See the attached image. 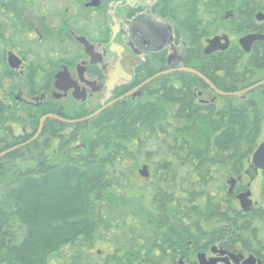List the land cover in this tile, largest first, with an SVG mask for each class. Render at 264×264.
Returning <instances> with one entry per match:
<instances>
[{
	"label": "trees",
	"instance_id": "16d2710c",
	"mask_svg": "<svg viewBox=\"0 0 264 264\" xmlns=\"http://www.w3.org/2000/svg\"><path fill=\"white\" fill-rule=\"evenodd\" d=\"M21 1L0 0V15H19ZM173 2L190 30L214 15L218 31L241 28L237 19L221 24L220 16L229 12L250 20L264 13V0ZM29 14L35 15L33 9ZM226 58L214 62L212 72L224 71L222 83L235 87L244 75L229 62L232 54ZM5 59L0 46V155L7 152L0 157V264H130L129 256L118 260L119 253L170 243L176 233L164 227L187 220L190 235H198L203 215L196 205L208 203L214 216H226V173H242L261 134L245 108L229 105L216 120H198L189 89L194 80L185 73L183 89L169 86L154 103L118 104L76 127L47 119L38 134L44 113L16 101L21 79ZM254 68L264 69L263 48L255 47L249 60V73ZM18 126L31 132H18ZM144 167L151 181L141 179Z\"/></svg>",
	"mask_w": 264,
	"mask_h": 264
},
{
	"label": "flooded vegetation",
	"instance_id": "af4514ba",
	"mask_svg": "<svg viewBox=\"0 0 264 264\" xmlns=\"http://www.w3.org/2000/svg\"><path fill=\"white\" fill-rule=\"evenodd\" d=\"M25 1H21L19 15H0V22H6L10 30L7 37L0 34V46L6 50L7 66L21 79L14 98L43 111L42 118L55 115L70 122L83 120L64 123L76 127L118 104L154 103L169 86L183 89L184 74L188 73L183 69H192L202 76L188 73L194 80L189 89L198 120H216L218 113L231 105L239 111L245 108L251 123L258 121L263 132L260 100H264V69L254 68L251 74L248 64L255 47L264 50V39L253 42L249 51L248 44L242 42L252 36L264 37V18L258 13L250 20L229 12L220 16L221 24L237 19L241 28L218 31L214 15L213 21L203 19L202 25L198 22L190 30L185 25L186 14L173 0H99L94 6L95 0H40L36 5ZM30 9L35 15L29 14ZM217 38L220 42L213 50L211 43ZM84 41L92 46L94 56ZM12 54L20 60L18 70L10 66ZM231 54L234 60L229 62L244 75L235 87L230 81L222 83L224 71L212 72L214 62L224 64ZM41 65L47 68L41 70ZM117 69L123 75L112 80L109 72ZM35 72L42 80L36 81ZM253 87L248 93L232 96ZM4 99L9 104V97ZM163 106L172 108L167 101ZM17 130L30 131L20 126ZM253 155L246 159L239 176L226 173L229 181L222 203L226 216H214L208 203L196 205L203 215L198 235H190V223L183 220L182 226L164 227L166 233H176L167 238L170 243L153 242L144 251L119 253L118 260L129 256L130 264H264V170H256ZM151 177L152 173L146 180ZM256 180L260 182V201L251 189Z\"/></svg>",
	"mask_w": 264,
	"mask_h": 264
},
{
	"label": "water",
	"instance_id": "95a60500",
	"mask_svg": "<svg viewBox=\"0 0 264 264\" xmlns=\"http://www.w3.org/2000/svg\"><path fill=\"white\" fill-rule=\"evenodd\" d=\"M96 1H99V0H95L92 4H91V6H94V5H97V3H95ZM128 1V3H137L139 0H127ZM259 15H261L263 18H264V15L263 14H259ZM259 19H261V17H259ZM226 39V38H225ZM260 39H264V37H260V36H252V37H249V38H246V39H243L242 40V42H246L247 44H248V50L247 51H249L250 50V46H251V44L253 43V42H255L256 40H260ZM227 40V39H226ZM228 41V40H227ZM85 42V41H84ZM218 42H220V39L219 38H217V39H215L214 41H212V46H211V48L213 49V50H215L214 49V46L218 43ZM86 44V48L88 49V52H89V54L91 55V56H94V53H93V50H92V46H90V44H88V42H85ZM216 48V47H215ZM9 61H10V66H11V68H14V69H17V68H19V66L21 65V63H20V60L15 56V55H11L10 56V59H9ZM118 69H121V68H118ZM110 70V72H109V75H110V77L112 78V80H114L115 79V77L116 76H118V75H123V73L120 71V70ZM183 71H185V72H188V73H192V74H195V75H197V76H200V77H202L200 74H198L196 71H194V70H192V69H183ZM59 77L60 76H58V79H59ZM264 83H262L261 85H263ZM258 86H260V85H257L256 87H258ZM112 87H113V84H112ZM256 87H253V88H251V89H249V90H247V91H244V92H241V93H234V94H232V96H240V95H242V94H245V93H248V92H250L251 90H253L254 88H256ZM103 111V110H102ZM101 112V111H100ZM100 112H98L97 114H95L94 116H96V115H98ZM94 116H92V117H89V118H86V119H84V121L85 120H89V119H91V118H93ZM47 119H55V120H58V121H60V122H63V123H77V122H81V121H83V120H81V121H75V122H70V121H66V120H64V119H62V118H60V117H58V116H55V115H48V116H45L44 118H42V120H41V124H40V129H39V132H38V134H40V132L43 130V126H44V124H45V122H46V120ZM39 136V135H38ZM9 152V151H8ZM7 153V152H6ZM6 153H3L2 155H0V157L1 156H3V155H5ZM253 165H254V167L256 168V170H258V169H262V170H264V143L263 144H261L259 147H258V149L255 151V153H254V155H253ZM140 174H141V176H143V177H149V175H150V173H149V169H148V167H144V168H142L141 170H140Z\"/></svg>",
	"mask_w": 264,
	"mask_h": 264
},
{
	"label": "rangeland",
	"instance_id": "374dc122",
	"mask_svg": "<svg viewBox=\"0 0 264 264\" xmlns=\"http://www.w3.org/2000/svg\"><path fill=\"white\" fill-rule=\"evenodd\" d=\"M23 15H26V14H23ZM9 32H10V30H9L8 24L6 22H4V21H1L0 22V34H5L6 37H7ZM257 77H260V76H257ZM217 102H218L217 103L218 105H221V103H220L221 101L220 100H218ZM260 106H261V109L264 108V100H260ZM257 142L260 143V144H262L264 142V129H263V132H261ZM251 189H253V191H254L255 199L260 201L261 200L260 199L261 198L260 182L258 180H256L254 182V184L251 186ZM137 212H140V213L144 214L147 217L151 215L149 208H139L137 210ZM136 215H137V213H136Z\"/></svg>",
	"mask_w": 264,
	"mask_h": 264
}]
</instances>
